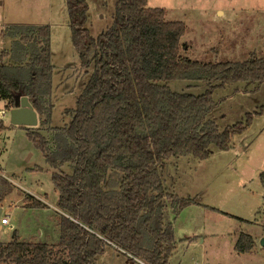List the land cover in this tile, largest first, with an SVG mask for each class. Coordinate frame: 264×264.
Returning <instances> with one entry per match:
<instances>
[{
    "label": "trees",
    "instance_id": "1",
    "mask_svg": "<svg viewBox=\"0 0 264 264\" xmlns=\"http://www.w3.org/2000/svg\"><path fill=\"white\" fill-rule=\"evenodd\" d=\"M66 3L81 67L93 71L76 107L66 111L65 126L50 125L49 26L21 23L2 30L11 43L0 51V100L10 110L28 96L50 133L22 127L30 130L51 167L71 171L53 174L61 211L59 243L24 241L16 234L0 242V255L12 264H95L112 246L133 260L168 264L177 241L172 224L163 222L167 198L174 197L176 213L198 202L168 192L163 168L173 157L203 160L212 146L230 148L253 113L246 123L222 129L211 118L218 106L214 91L240 81L263 83L264 56L215 63L190 59L182 43L186 25L167 20L166 10L148 6V0H117L112 26L94 36L87 27V0ZM173 80L208 87L201 94L180 92L170 86ZM260 180L264 187V172ZM9 184L0 173V205ZM25 198L26 206H47L28 193ZM255 243L251 234L242 233L235 249L250 252Z\"/></svg>",
    "mask_w": 264,
    "mask_h": 264
},
{
    "label": "rangeland",
    "instance_id": "2",
    "mask_svg": "<svg viewBox=\"0 0 264 264\" xmlns=\"http://www.w3.org/2000/svg\"><path fill=\"white\" fill-rule=\"evenodd\" d=\"M87 27L94 36L112 26L117 0H87ZM148 6L164 8L166 18L186 25L184 54L202 62L244 61L264 56V0H148ZM66 0H0V48L11 40L2 35L13 24L49 26L51 31L53 111L51 127L69 122L93 67H81L74 48ZM1 58V57H0ZM196 83V82H194ZM180 92L201 94L207 84L173 80ZM218 106L212 112L223 129L253 113L250 124L237 133L228 149L212 146L209 157H173L163 168L164 185L175 197L193 198L198 203L176 213L169 197L164 224L171 223L176 247L168 264H264V82L240 81L214 91ZM2 111H6L2 117ZM41 121V119H40ZM0 173L10 183V192L0 205V242L14 236L24 241L57 244L60 241L58 198L53 184L55 172H70L49 165L44 153L29 136V129L10 123V112L0 100ZM41 123V122H40ZM38 125V133H50V125ZM42 126V127H41ZM44 128V129H43ZM34 130V129H33ZM32 130V131H33ZM27 193L40 199L43 208L26 206ZM8 217V223L1 219ZM242 233L251 234L250 252L235 249ZM0 264H12L0 255ZM95 264H148L133 260L108 246Z\"/></svg>",
    "mask_w": 264,
    "mask_h": 264
},
{
    "label": "water",
    "instance_id": "3",
    "mask_svg": "<svg viewBox=\"0 0 264 264\" xmlns=\"http://www.w3.org/2000/svg\"><path fill=\"white\" fill-rule=\"evenodd\" d=\"M10 123L16 126L36 127L40 117L28 96H22L18 105L9 110ZM1 212V209H0ZM264 246V237L261 239Z\"/></svg>",
    "mask_w": 264,
    "mask_h": 264
},
{
    "label": "built area",
    "instance_id": "4",
    "mask_svg": "<svg viewBox=\"0 0 264 264\" xmlns=\"http://www.w3.org/2000/svg\"><path fill=\"white\" fill-rule=\"evenodd\" d=\"M5 114H6V111H2V117H4ZM1 221H2L3 224H7L8 223V217H3L1 219Z\"/></svg>",
    "mask_w": 264,
    "mask_h": 264
},
{
    "label": "crops",
    "instance_id": "5",
    "mask_svg": "<svg viewBox=\"0 0 264 264\" xmlns=\"http://www.w3.org/2000/svg\"><path fill=\"white\" fill-rule=\"evenodd\" d=\"M1 44V43H0ZM1 47V46H0ZM3 48H0V51L2 50Z\"/></svg>",
    "mask_w": 264,
    "mask_h": 264
}]
</instances>
